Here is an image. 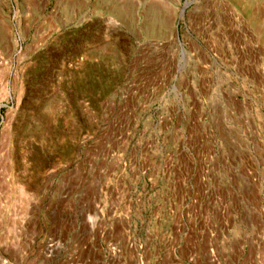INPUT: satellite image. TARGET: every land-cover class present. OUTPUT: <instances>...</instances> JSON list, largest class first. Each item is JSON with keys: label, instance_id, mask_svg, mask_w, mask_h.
<instances>
[{"label": "rangeland", "instance_id": "rangeland-1", "mask_svg": "<svg viewBox=\"0 0 264 264\" xmlns=\"http://www.w3.org/2000/svg\"><path fill=\"white\" fill-rule=\"evenodd\" d=\"M0 264H264V0H0Z\"/></svg>", "mask_w": 264, "mask_h": 264}]
</instances>
